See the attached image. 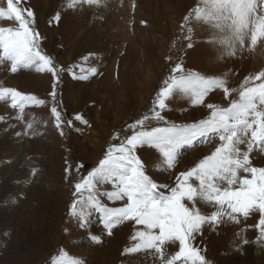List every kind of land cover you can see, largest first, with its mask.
Returning a JSON list of instances; mask_svg holds the SVG:
<instances>
[{
    "label": "rangeland",
    "instance_id": "rangeland-1",
    "mask_svg": "<svg viewBox=\"0 0 264 264\" xmlns=\"http://www.w3.org/2000/svg\"><path fill=\"white\" fill-rule=\"evenodd\" d=\"M68 3H21L34 13L42 52L64 69L55 98L64 120L63 135L51 114V73L35 67L13 73L10 62L0 64V86L44 101L27 104L23 113L10 107V100L0 101V264H55L60 259L79 264H159L149 251L122 254L141 227L132 221L117 225L108 235L102 214L89 208L88 226L81 229L70 215L78 199L74 186L99 166L110 146L132 134L129 125L150 115L163 81L177 62L204 76L226 79L227 86L237 90L228 99L215 90L204 105L197 106L179 94L169 99L163 112L168 124L191 125L208 117L206 104L226 108L230 100L239 99L244 77L264 70V42L228 56L224 46L211 42L221 33L209 23L190 19L182 30L184 17L199 0H100L98 5L77 4L75 8L67 7ZM0 7H6V0H0ZM57 14L58 22L53 20ZM17 27L14 19H0V28ZM188 27L191 41L184 38ZM92 67L97 68L95 76L88 75ZM83 75L88 78L80 79ZM76 115L81 119L75 120ZM146 125L144 130L165 126L155 120ZM218 143V138L210 142L201 138L193 146H184L172 169L150 147L137 154L152 181L174 186L177 174L192 168ZM252 157L254 166L264 167V154L254 151ZM117 179L97 184L96 198L104 206L121 207L126 202L109 201L105 195L116 190ZM198 206L207 213L212 210ZM240 219V224L222 223L215 231L205 226L197 237L195 244L203 249L209 264H264V240L257 239L252 227L258 214ZM90 234L100 237V242L89 239ZM241 237L249 243L241 244ZM176 250L168 248L167 252L171 255Z\"/></svg>",
    "mask_w": 264,
    "mask_h": 264
},
{
    "label": "snow or ice",
    "instance_id": "snow-or-ice-1",
    "mask_svg": "<svg viewBox=\"0 0 264 264\" xmlns=\"http://www.w3.org/2000/svg\"><path fill=\"white\" fill-rule=\"evenodd\" d=\"M21 3L22 0H6V7H0V19H14L18 24L17 28H0V64L10 62L13 73L22 67L51 73V114L55 127L63 135L64 120L55 98L64 69L42 52L40 34L34 28V13L30 8L21 7ZM85 3L98 5L100 0H69L67 7L75 8ZM59 19V14L53 17L57 22ZM190 19L203 20L217 29L221 35L211 42L224 46L228 56H234L237 50L243 51L245 47L251 50L258 42H264V0H199L184 17L182 30ZM187 32L184 38L191 41L192 29L188 27ZM188 47H192L191 42ZM96 74L97 68L88 69V75ZM88 75L79 78L87 79ZM73 76L75 78L74 73ZM163 85L150 115L129 125L132 134L118 145L110 146L99 166L75 184L74 195L78 199L73 201L70 215L78 220L81 229H85L91 215L89 208L95 209L102 214V224L108 235H112L117 225L134 222L141 227L131 236L132 246L126 247L122 254L149 251L159 264H209L202 254L203 249L195 244L197 237L203 234L205 226L215 231L222 223L240 224L241 217L247 220L258 214L252 227L258 232L257 239L264 240V167L254 166L252 157L254 151L264 154V70L244 77L239 99L230 100L226 108L206 104L208 117L191 125L168 124L163 112L169 99L179 94L197 106L204 105L205 98L215 90L222 91L225 99L237 90L230 89L226 79L204 76L186 69L182 62L170 69ZM5 100H10V107L19 109L20 113L27 104L44 103L33 95L0 86V101ZM74 119L80 120L81 116L76 115ZM151 120L163 122L165 126L144 130L146 122ZM67 124L70 127L72 120ZM201 138L203 142L218 138L219 143L192 168L177 174L174 186L152 181L137 154L139 149L150 147L158 151L162 164L172 169L180 149L193 146ZM241 145L246 147L242 149ZM114 176L118 177L116 190L105 195L113 202L126 200L121 207L104 206L96 198L97 184ZM200 204L211 208L210 213L198 206ZM89 239L100 242V237L95 235L90 234ZM247 243L249 241L241 237V244ZM168 248L178 250L169 255ZM55 264L79 262L60 259Z\"/></svg>",
    "mask_w": 264,
    "mask_h": 264
}]
</instances>
